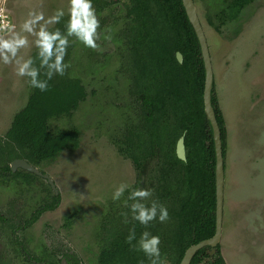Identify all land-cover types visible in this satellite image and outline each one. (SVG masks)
Instances as JSON below:
<instances>
[{
	"label": "rangeland",
	"instance_id": "1",
	"mask_svg": "<svg viewBox=\"0 0 264 264\" xmlns=\"http://www.w3.org/2000/svg\"><path fill=\"white\" fill-rule=\"evenodd\" d=\"M102 1L106 2L102 8L94 3L93 7L100 21L97 43L103 50L87 48L73 36L68 38L64 57V63L70 65L68 74L81 79L87 95L70 114L49 119L52 131L76 125L78 146L62 149L50 161L27 158L52 177L60 195L58 204L30 225L20 227L55 190L43 176L28 181L0 170V264L22 262L20 254L11 255V246L18 241L29 249L70 248L85 263L108 240L106 228L115 220L120 225L125 221L121 215L128 213L124 201L140 172L142 184H147L150 176L155 183L156 158L139 169L114 143L127 133L136 105L129 92L127 50L121 35L125 1ZM1 4L12 11L14 25L10 30L20 31L32 10L43 11L47 18L63 9L69 18L68 0H0ZM195 4L207 36L213 88L226 127L221 254L226 264H264V144L257 142L264 134V0L245 4L220 24V30L209 19L217 20L216 12L224 0H195ZM63 31L66 35V26ZM109 34L110 41L104 39ZM32 39L29 36L30 46L21 50L25 58L36 49ZM30 89L27 77L17 76L13 65L0 62V135L25 104ZM24 151L29 153L28 146ZM121 183L129 188L119 200H113ZM144 186L153 191V185ZM11 224L17 228L13 234Z\"/></svg>",
	"mask_w": 264,
	"mask_h": 264
},
{
	"label": "trees",
	"instance_id": "2",
	"mask_svg": "<svg viewBox=\"0 0 264 264\" xmlns=\"http://www.w3.org/2000/svg\"><path fill=\"white\" fill-rule=\"evenodd\" d=\"M125 27L121 35L126 45L129 92L136 105L133 120L127 126L123 138L115 140L117 150L129 157L139 169L153 158L157 159L155 183L150 176L142 184L138 175L133 189L153 185V195L142 201L150 206L153 200L167 207L169 219L161 223L157 219L147 226L132 220L129 207H124L129 216L127 223L115 220L106 228L110 234L104 247L117 248L106 251L107 261L124 262L125 248L131 247L126 238L130 229H135L137 240L148 231L161 240V256L168 264H178L184 250L190 244L211 236L215 230V152L212 128L204 112L203 86L204 65L195 31L187 17L182 0H124ZM252 0H224L216 12L217 20L209 19L217 30L220 24L234 17ZM98 9L106 2L92 0ZM63 16L50 30L63 33L67 23ZM182 54V61L176 57ZM37 49L30 53L39 66ZM41 70V79H46ZM47 91L31 87L25 104L12 116L10 125L0 135V162L15 157L38 162L53 160L62 149H74L79 143V129L69 125L52 131L51 117L70 114L85 99L87 92L78 76H71L66 69L63 76L55 74L48 81ZM211 100L218 120L221 139L226 146L224 117L212 87ZM184 135L186 158L175 152L176 141ZM28 146L29 153L24 151ZM0 170L10 172L9 162L0 163ZM13 175H22L25 180L37 177L28 170H16ZM59 194L51 193L43 198L25 219L30 224L40 213L53 209L58 204ZM132 201H129L130 205ZM68 219V217H66ZM136 243V241H133ZM213 254L210 245L199 248L190 264H226L220 244ZM115 257H120L114 260ZM139 260V259H138ZM144 264H150L141 252ZM125 262L134 263L133 260Z\"/></svg>",
	"mask_w": 264,
	"mask_h": 264
},
{
	"label": "clouds",
	"instance_id": "3",
	"mask_svg": "<svg viewBox=\"0 0 264 264\" xmlns=\"http://www.w3.org/2000/svg\"><path fill=\"white\" fill-rule=\"evenodd\" d=\"M68 21L66 23V35L60 29L50 30V26L60 22L65 15L63 9H58L52 16L45 17L43 11H29L28 17L23 21L20 31L14 28L7 35H0V62L5 65H13L14 71L19 77H27L30 86L40 91H47L48 81L55 74L63 76L70 65L64 63L69 46V37H75L85 47L94 51H102L97 41L100 39L98 29L100 21L96 15L92 0H68ZM106 32H110L106 29ZM29 36L33 39L31 44L38 50L37 59L39 66L29 56L21 55V50L30 46ZM104 39L111 40V35H105ZM41 70L46 79H41ZM258 143L264 144V134H261ZM129 185L121 183L115 188L112 199L119 200ZM153 195L150 189H133L124 201L125 207H129L132 220L147 226L151 221L159 219L161 223L169 219L167 207L153 200L148 206L142 201H147ZM132 201L129 205L128 201ZM127 223L128 213H121ZM136 241V243H133ZM126 242L131 250L141 251L148 258L150 264H168L167 258L161 256V240L158 235L148 231L140 234L137 240L135 229H130ZM140 264H144L143 261Z\"/></svg>",
	"mask_w": 264,
	"mask_h": 264
},
{
	"label": "water",
	"instance_id": "4",
	"mask_svg": "<svg viewBox=\"0 0 264 264\" xmlns=\"http://www.w3.org/2000/svg\"><path fill=\"white\" fill-rule=\"evenodd\" d=\"M182 4L198 39L201 57L203 60L204 86L202 96L204 112L212 128V138L215 152V230L211 236L202 238L197 242L190 244L184 250V253L178 264H190L193 255L199 248L205 245H210L212 252L221 237L224 204V155L220 126L216 118V113L211 100V92L213 87V68L207 36L198 14L195 0H182ZM176 57L179 61H182V54L180 51H176ZM175 152L179 158H186L183 134L179 136L176 141ZM17 166H21L31 172L42 175L44 178H46L50 186L54 188L55 193L57 194L58 189L55 186V182L47 172H42L36 165L22 157H16L11 161L10 167L12 170H14Z\"/></svg>",
	"mask_w": 264,
	"mask_h": 264
},
{
	"label": "flooded vegetation",
	"instance_id": "5",
	"mask_svg": "<svg viewBox=\"0 0 264 264\" xmlns=\"http://www.w3.org/2000/svg\"><path fill=\"white\" fill-rule=\"evenodd\" d=\"M12 160H10L9 165H10ZM19 167H21V166H19ZM10 169H11V167H10ZM14 170L11 169L9 173L13 174ZM22 170H27V169L22 167ZM37 175H39V174H37ZM39 176H42V175H39ZM140 176H141V172H140ZM30 215L27 218H24L21 221L20 227L24 228V227L30 225L36 218H38V217H36L28 225H23L25 219H28L30 217ZM11 227H12L11 232L13 234V232L17 228H16V226H12V224H11ZM109 237H111V236H108V238ZM107 242H108V240L105 241V243H107ZM116 250H117V248L104 247L103 245L99 246L98 249L96 251H94L95 253H93V255H91V257H89L85 263H82V262L79 261L76 253L70 248L64 249L62 247H56V246H54V247L40 246V247H34L32 249H29V248H27L25 246V244L23 242L18 241L16 246H11V255L13 257H18V255H16V254H20L22 262L17 263V264H140L139 261L141 259V251L131 250V247L124 249L125 251H127V255H128L127 257L126 256L123 257L122 260L124 262H116L115 263L112 260L111 261H107L106 258L102 256L103 253L106 252V251L115 252ZM215 250H216V247L211 252V246H210V248L208 249V253L211 255V254L214 253ZM119 258L120 257H115L114 260L117 259V261H118ZM125 260H133L134 263L125 262ZM12 264H16V263H12Z\"/></svg>",
	"mask_w": 264,
	"mask_h": 264
},
{
	"label": "built area",
	"instance_id": "6",
	"mask_svg": "<svg viewBox=\"0 0 264 264\" xmlns=\"http://www.w3.org/2000/svg\"><path fill=\"white\" fill-rule=\"evenodd\" d=\"M12 11L4 4L0 5V35L7 34L14 25Z\"/></svg>",
	"mask_w": 264,
	"mask_h": 264
},
{
	"label": "crops",
	"instance_id": "7",
	"mask_svg": "<svg viewBox=\"0 0 264 264\" xmlns=\"http://www.w3.org/2000/svg\"><path fill=\"white\" fill-rule=\"evenodd\" d=\"M213 85H214V78H213ZM219 93H221V92H219ZM219 93H217V94H219Z\"/></svg>",
	"mask_w": 264,
	"mask_h": 264
}]
</instances>
